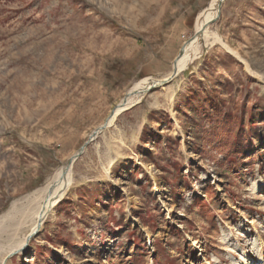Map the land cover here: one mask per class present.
Instances as JSON below:
<instances>
[{"label": "rangeland", "instance_id": "1", "mask_svg": "<svg viewBox=\"0 0 264 264\" xmlns=\"http://www.w3.org/2000/svg\"><path fill=\"white\" fill-rule=\"evenodd\" d=\"M209 2L0 0V216L17 207L0 264H264V0L213 10L207 28L243 62L198 37L181 73L86 144L7 258L39 189L133 83L171 71Z\"/></svg>", "mask_w": 264, "mask_h": 264}, {"label": "bare ground", "instance_id": "2", "mask_svg": "<svg viewBox=\"0 0 264 264\" xmlns=\"http://www.w3.org/2000/svg\"><path fill=\"white\" fill-rule=\"evenodd\" d=\"M219 3H221V0H210L208 7L198 14L193 26L192 37H190L183 44L182 55L176 58L174 62H172L171 71L162 79H166L171 76L172 71L175 69L176 76L181 73L186 68V66L193 59H195L200 49L207 45L219 44L223 48H225V50L229 52L232 56L236 57L237 59L243 62L242 58L238 55L237 52H235L225 43H223L220 37L215 32L210 31L207 28L208 26H206V23H208V21L214 18L215 12H213V10L217 8ZM198 37L202 42L201 48L197 43ZM149 84L150 83L148 78L138 80L137 82L132 84V86L126 92L130 94L129 97L126 98L125 103L121 107L115 109L114 115L108 121V126L112 125L114 119L119 113L127 110L132 105L138 103L139 99L144 94ZM72 165L68 166V168L64 166L58 167L47 180V182L43 185V187L39 189L41 199L38 208L35 212L29 232L23 237L20 242L15 244L9 252L12 253L14 251H20V249L25 244L27 237L36 230L38 225H42L46 217L49 216L48 214L53 211V207L56 205V203L60 201V199H62V197L65 196V194L68 192L72 183ZM15 212H17V207L15 204H13L5 214L0 216V220H7L8 222H10L11 219H13Z\"/></svg>", "mask_w": 264, "mask_h": 264}, {"label": "water", "instance_id": "3", "mask_svg": "<svg viewBox=\"0 0 264 264\" xmlns=\"http://www.w3.org/2000/svg\"><path fill=\"white\" fill-rule=\"evenodd\" d=\"M222 1H224V0H221V2H222ZM220 4H221V3H219L218 6H217L218 9H219V7H220ZM214 20H215V19L213 18V19H211L210 21H208V23H206V26H208L209 24H211ZM181 55H182V47L180 48V50H179L178 55H177L176 58H178V57L181 56ZM176 58H175L174 60H176ZM173 62H174V61H173ZM175 76H176V69L172 71L171 76H169L168 78H166V79H162V80L152 81V82L149 84V86L147 87V89L145 90L144 94H146V93H148V92H150V91H152V90H154V89H156V88H161V87L167 85V84H168V83H169V82H170ZM129 95H130V94L126 93V95L123 97V99L121 100V102H120L118 105H116V106L110 111V113H109L107 119L105 120V122H104L101 126L97 127V128H96V129H95V130L89 135V137H88V141L85 142V144H84V145L78 150V152H77L75 155H73L71 158L68 159V161H67V163H66V165H65L64 167L68 168V166H71V165L73 164V162H74L77 158H79L80 155L83 153V150H84V147L86 146V144H87L88 142L94 140V139L96 138V136H97L100 132L104 131V130L107 128V126H108V121H109V119L114 115V111H115V109L118 108V107H121V106L125 103L126 98L129 97ZM40 228H41V224L38 225L37 228H36V230H35L31 235H29V236L27 237V239H26V241H25V244L23 245L22 248L26 247V246L28 245V243H29L32 239H34V238L37 236V234H38ZM17 252H18V251H14V252L10 253V254L7 256V258H9L10 256H12L13 254H15V253H17Z\"/></svg>", "mask_w": 264, "mask_h": 264}]
</instances>
